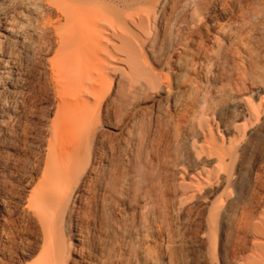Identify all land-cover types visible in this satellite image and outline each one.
<instances>
[{
  "label": "bare ground",
  "instance_id": "obj_1",
  "mask_svg": "<svg viewBox=\"0 0 264 264\" xmlns=\"http://www.w3.org/2000/svg\"><path fill=\"white\" fill-rule=\"evenodd\" d=\"M260 237L264 0H0V264H264Z\"/></svg>",
  "mask_w": 264,
  "mask_h": 264
},
{
  "label": "rangeland",
  "instance_id": "obj_2",
  "mask_svg": "<svg viewBox=\"0 0 264 264\" xmlns=\"http://www.w3.org/2000/svg\"><path fill=\"white\" fill-rule=\"evenodd\" d=\"M221 98H225V96L223 95V96H221ZM214 129H215V134H217V136L220 137V134H222V133L220 131H218L216 124H214ZM247 179H248V171L245 170L241 174V181L243 182L244 185L246 184ZM260 239H261V242L263 244L262 251L264 254V237H260ZM216 264H218V263L216 262Z\"/></svg>",
  "mask_w": 264,
  "mask_h": 264
}]
</instances>
